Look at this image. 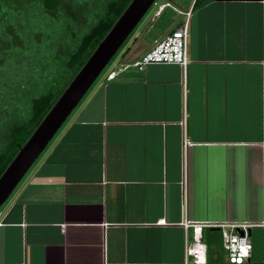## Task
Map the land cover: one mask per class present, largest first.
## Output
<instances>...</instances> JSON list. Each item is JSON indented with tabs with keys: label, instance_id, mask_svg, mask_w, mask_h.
I'll use <instances>...</instances> for the list:
<instances>
[{
	"label": "crops",
	"instance_id": "crops-1",
	"mask_svg": "<svg viewBox=\"0 0 264 264\" xmlns=\"http://www.w3.org/2000/svg\"><path fill=\"white\" fill-rule=\"evenodd\" d=\"M200 2L141 21L0 210V264H185L186 220L260 225L263 264L264 0ZM186 22V70L126 68Z\"/></svg>",
	"mask_w": 264,
	"mask_h": 264
},
{
	"label": "rangeland",
	"instance_id": "rangeland-1",
	"mask_svg": "<svg viewBox=\"0 0 264 264\" xmlns=\"http://www.w3.org/2000/svg\"><path fill=\"white\" fill-rule=\"evenodd\" d=\"M109 1L75 0L74 4H64L65 11L71 14L53 16L41 14L40 6L28 4L29 0H0V30L7 35L0 40V46L8 47L7 56L0 65V153L7 145L11 128L30 119L32 100L52 88L61 92L68 76L70 54L106 13ZM166 1L172 0H157L156 3ZM155 9L156 6L150 9L142 23L153 17ZM183 19L178 14L167 13L156 22L151 35L167 32L172 24L174 26ZM139 25L120 51L128 44L132 45ZM144 33L147 35V30ZM215 252L220 258L224 255L219 247Z\"/></svg>",
	"mask_w": 264,
	"mask_h": 264
},
{
	"label": "water",
	"instance_id": "water-1",
	"mask_svg": "<svg viewBox=\"0 0 264 264\" xmlns=\"http://www.w3.org/2000/svg\"><path fill=\"white\" fill-rule=\"evenodd\" d=\"M156 1L132 0L28 141L20 148L0 177V210Z\"/></svg>",
	"mask_w": 264,
	"mask_h": 264
},
{
	"label": "trees",
	"instance_id": "trees-1",
	"mask_svg": "<svg viewBox=\"0 0 264 264\" xmlns=\"http://www.w3.org/2000/svg\"><path fill=\"white\" fill-rule=\"evenodd\" d=\"M200 1L201 0H196L195 5L201 3ZM131 2L132 0H110L107 3L106 13L101 16L98 22L91 27L90 31L82 37L79 44L70 54L67 63L68 76L66 78V84L61 92L52 88L44 95L33 99L30 119L23 124L15 125L11 128L7 145L4 151L0 153V177L17 156L20 148L28 141L33 132L49 113L75 76L83 68L100 42L107 36ZM31 3H36L40 6L41 14L47 13L53 16H61L62 13L71 14L69 11H65V5H68L69 3L74 4L75 0L74 2H72V0H29L28 4ZM5 29L8 30L7 27H5ZM4 37H7V35L0 30V40H3ZM7 49L8 47L0 46V65L3 63V59L7 56ZM1 56L3 58H1ZM213 245L216 248L219 247L223 250L220 233H215V237L210 241L208 247L211 248ZM218 262H220L219 256L218 259H216L215 264Z\"/></svg>",
	"mask_w": 264,
	"mask_h": 264
},
{
	"label": "built area",
	"instance_id": "built-area-1",
	"mask_svg": "<svg viewBox=\"0 0 264 264\" xmlns=\"http://www.w3.org/2000/svg\"><path fill=\"white\" fill-rule=\"evenodd\" d=\"M188 40L189 26L186 22L183 26L170 32L164 39L132 62L126 68H135L144 71L151 65H179L186 70L188 65ZM125 68V69H126ZM185 146L189 143L186 141ZM1 225V223H0ZM260 225L247 223H225L214 225L208 222L184 221L187 236L185 264H209L208 245L204 238L206 229L217 228L221 234L222 247L226 254L228 264H250L253 257V244L250 238V230ZM264 227V225H261ZM264 264V262H263Z\"/></svg>",
	"mask_w": 264,
	"mask_h": 264
}]
</instances>
